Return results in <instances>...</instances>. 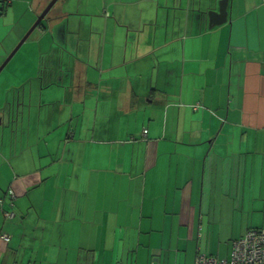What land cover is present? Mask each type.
<instances>
[{
	"label": "crops",
	"instance_id": "0c3cea01",
	"mask_svg": "<svg viewBox=\"0 0 264 264\" xmlns=\"http://www.w3.org/2000/svg\"><path fill=\"white\" fill-rule=\"evenodd\" d=\"M50 1L0 14V66ZM138 1L79 0L78 22L58 0L33 33L31 91L5 108L15 126L37 94L50 115L0 155L19 213L0 264H195L264 228V0L212 27L221 0Z\"/></svg>",
	"mask_w": 264,
	"mask_h": 264
},
{
	"label": "rangeland",
	"instance_id": "374dc122",
	"mask_svg": "<svg viewBox=\"0 0 264 264\" xmlns=\"http://www.w3.org/2000/svg\"><path fill=\"white\" fill-rule=\"evenodd\" d=\"M78 1L79 0H74V2L77 3L73 5V12L75 13L76 16H79L77 17V20L79 22L81 20L79 9L81 10V13L89 12V10L85 8L84 4H82L79 8ZM141 1L142 0H139L137 2L139 3V6L141 4L140 3ZM141 5L146 6L144 3ZM177 20H179V18H177ZM171 23H175V20L172 19ZM44 24L47 25L46 20L44 21ZM37 28H41V26H38ZM36 29H34V31L30 34L28 39L24 42V44L20 47V49L16 52L13 58L8 62V64L4 67V69L0 73V93L3 94V99L1 101V103L3 104L0 108V120H2L3 117L5 118L3 119V122L0 123V155L1 154L4 155L8 153V151L10 150V146L13 144V139H14V149H17L18 146H20L21 149V139L24 138L23 134L28 135L29 131L31 130V133L33 135L34 126L36 124L37 118L43 115L44 116L50 115V113L48 112L49 108L47 107H45V109L43 110H38L37 94L33 96L32 101H31V97L29 98V96L26 95V101H28L27 103L33 104V108H31L30 106H26L25 111L23 112L21 111V113L19 114V116L22 119H20L19 122L15 123V126L14 125L12 126V123L9 122V114L12 113L5 108V99L8 93L10 98L13 100V98L16 97L17 95L23 94L25 92L28 94L31 91V86L28 83L26 84V89L25 87H23L24 84L21 83H23L24 81H28L27 80L28 75L32 72H35V70L37 69L34 66V62L32 63V58H39V46L36 43H34V41L32 42L33 40L32 38L35 36L33 35V33L36 31ZM30 42L32 43L30 44ZM49 51L50 50L45 52L46 54L44 55V58H48ZM67 51L64 50L63 57L67 58L68 62H69L68 58H75V57L79 58L80 56H82V53L79 55V53L76 52L75 49L70 48ZM50 54H52V51H50ZM70 54H73L74 56ZM29 122L32 123L28 125L27 123ZM8 126L14 128V131L12 133H11V129ZM2 163H3V159L0 157V166H2ZM1 192L4 193L5 189L3 191L0 190V194H2ZM4 219L5 217L0 208V225H2Z\"/></svg>",
	"mask_w": 264,
	"mask_h": 264
},
{
	"label": "built area",
	"instance_id": "2783aa9c",
	"mask_svg": "<svg viewBox=\"0 0 264 264\" xmlns=\"http://www.w3.org/2000/svg\"><path fill=\"white\" fill-rule=\"evenodd\" d=\"M9 241L10 236L5 235ZM197 264H264V233L252 231L234 243L231 260L201 255Z\"/></svg>",
	"mask_w": 264,
	"mask_h": 264
},
{
	"label": "trees",
	"instance_id": "16d2710c",
	"mask_svg": "<svg viewBox=\"0 0 264 264\" xmlns=\"http://www.w3.org/2000/svg\"><path fill=\"white\" fill-rule=\"evenodd\" d=\"M11 2H12V0H0V14L5 12V10L8 8V6H10ZM50 12H51V10L49 11L48 15L50 14ZM48 15L40 23L39 26H43L44 25V21L46 20ZM40 77H41L43 83L47 84V82H46L47 80L45 79V76L42 75ZM12 194H13L12 190H7L5 195L0 197V208H1V211H2L5 219H10V220L13 219L16 215L17 216L19 215V213L15 211V203L13 201L14 199L12 197ZM7 200H8V202H7ZM252 231H255L256 233H262V232L264 233V228L263 227H250V228H248V230L246 231L245 234H243L241 237L233 240V242H232V250H231V253H230L228 258H219V257H217V256H215L213 254H207L205 252H202V251L198 250L197 253H196V257H195V264H197V259L201 255H206V256H209V257L212 256V257L217 258V259L231 260L232 252H233V248H234V243L236 241L242 239V238H245L248 235V233H250ZM5 235H9L10 236L9 241L5 240V238H4ZM1 240L4 241V242H10L12 240L11 234L8 231L2 230L0 232V241ZM83 264H89V263H83Z\"/></svg>",
	"mask_w": 264,
	"mask_h": 264
},
{
	"label": "water",
	"instance_id": "95a60500",
	"mask_svg": "<svg viewBox=\"0 0 264 264\" xmlns=\"http://www.w3.org/2000/svg\"><path fill=\"white\" fill-rule=\"evenodd\" d=\"M58 2V0H51L49 4L46 6V8L43 10V12L38 16L37 20L34 22L32 27L27 31V33L23 36V38L20 40L18 45L14 48V50L10 53V55L6 58V60L3 62V64L0 66V73L4 69V67L8 64V62L12 59V57L15 55V53L20 49V47L23 45V43L28 39L30 34L36 29L40 23L45 19V17L48 15L49 11L54 7V5ZM228 5L229 0H221L220 1V10L218 12H211L210 15V26L222 24L227 21L228 19Z\"/></svg>",
	"mask_w": 264,
	"mask_h": 264
}]
</instances>
